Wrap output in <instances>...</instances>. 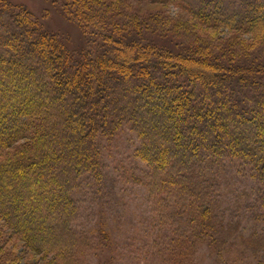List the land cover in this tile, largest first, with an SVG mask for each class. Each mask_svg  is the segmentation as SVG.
Segmentation results:
<instances>
[{"label": "trees", "instance_id": "16d2710c", "mask_svg": "<svg viewBox=\"0 0 264 264\" xmlns=\"http://www.w3.org/2000/svg\"><path fill=\"white\" fill-rule=\"evenodd\" d=\"M47 5L0 0V264H88L116 246L103 145L125 129L143 168L122 179L145 193L154 264L264 246L222 211L240 164L264 223V0Z\"/></svg>", "mask_w": 264, "mask_h": 264}, {"label": "rangeland", "instance_id": "374dc122", "mask_svg": "<svg viewBox=\"0 0 264 264\" xmlns=\"http://www.w3.org/2000/svg\"><path fill=\"white\" fill-rule=\"evenodd\" d=\"M13 4L26 6L27 10L35 14H41L48 8L49 0H8ZM48 1V2H46ZM165 9L160 5H147L143 12ZM58 20V19H56ZM50 17L47 23H53ZM72 31L74 26H70ZM74 34V32H72ZM103 146L104 177L107 187L110 184L117 192L110 208L113 216L106 221V228L113 232L116 246L106 247L103 253H98L91 258L88 264H154L156 263L155 249L152 247L154 235L150 233L148 209L144 202L145 193L142 189L124 183L122 176H138L139 169L143 168L141 162L134 158L133 152L138 147V141L134 134L125 129L111 143ZM223 176V207L227 221H239L238 232L244 238L263 237L264 223L258 219L260 211L258 197L261 185L253 178L251 171L240 164H227ZM113 180L117 181L113 182ZM115 186V187H114ZM114 190V189H113ZM88 196V195H87ZM87 196L81 194L82 202L87 201ZM110 201V200H109ZM112 202V201H111ZM86 206V204H84ZM116 216V217H115ZM118 217V218H117ZM112 218H116L112 220ZM119 222H118V221ZM232 249L230 255L226 252L221 258L211 254L212 249L206 245L196 251L195 264H264V246L256 252ZM242 254V256H239ZM30 264H34L31 257L25 258ZM24 258L20 264H24ZM35 264H41L36 262Z\"/></svg>", "mask_w": 264, "mask_h": 264}]
</instances>
